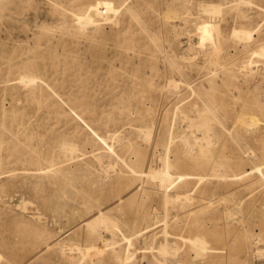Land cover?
<instances>
[{
  "label": "rangeland",
  "instance_id": "374dc122",
  "mask_svg": "<svg viewBox=\"0 0 264 264\" xmlns=\"http://www.w3.org/2000/svg\"><path fill=\"white\" fill-rule=\"evenodd\" d=\"M0 253L264 264V0H0Z\"/></svg>",
  "mask_w": 264,
  "mask_h": 264
},
{
  "label": "bare ground",
  "instance_id": "6f19581e",
  "mask_svg": "<svg viewBox=\"0 0 264 264\" xmlns=\"http://www.w3.org/2000/svg\"><path fill=\"white\" fill-rule=\"evenodd\" d=\"M172 1H177L178 2V6H179V8H181V9H186V0H172ZM101 6H103V5H101V4H98L97 5V10L98 11H100L101 10ZM96 8V7H95ZM104 8V7H103ZM94 9V8H93ZM199 9H200V7H199ZM202 9H203V7H202ZM103 10V9H102ZM107 10H108V8H107ZM111 10H108V12H110ZM202 11H205L206 13L205 14H208L209 13V15L210 14H212L213 16L214 15H220V13H221V11L222 10H218L217 12H216V9H213V10H211V9H209L208 7H205L204 8V10H202ZM211 15V16H212ZM78 17H76V18H78V21H80V22H82V21H85L86 20V22H89L90 21V23H91V17L90 16H87V17H85V18H83V17H81V16H79V15H77ZM77 21V22H78ZM210 20H208V21H202V23H201V26L198 28L199 29V31H200V33H199V36H200V39H201V41L206 45V46H208L209 48H212L211 49V51H212V53L214 54V55H216V56H218L219 57V55H221L222 54V56H224V58H226L227 56H228V53L226 52V50H227V39L225 38V36L222 34V32H221V29H220V27H219V25L217 26L216 24H213V23H211V22H209ZM79 23V22H78ZM168 23V22H167ZM87 24H89V23H87ZM80 25V24H79ZM249 30V29H248ZM198 31V32H199ZM247 33V32H246ZM245 33V34H246ZM242 35V34H241ZM250 33H247V39L248 38H250ZM235 37V36H234ZM236 38V37H235ZM245 38V41L247 40ZM248 41V40H247ZM245 47H246V44H245ZM244 66V65H243ZM247 66V65H246ZM245 66V67H246ZM178 72V71H177ZM27 81V80H26ZM30 81H33V80H30ZM20 82H21V80H20ZM168 85V84H167ZM173 85V84H172ZM128 99V98H127ZM263 103V102H262ZM176 107V106H175ZM177 109V108H176ZM178 110V109H177ZM179 111V110H178ZM206 112H208V110L206 111ZM72 113V112H71ZM243 118V117H242ZM241 118V119H242ZM240 119V118H239ZM244 120V119H243ZM255 122V121H254ZM239 123V122H238ZM243 124H245V123H243ZM246 126V125H245ZM197 128H199V126H197ZM151 131V130H150ZM199 133V132H198ZM191 136H188V135H186V134H181V135H179L178 137H180V139L183 141V142H185V143H189V144H191V143H194V144H196L197 142V139H196V135H194V133H192L191 132ZM188 144V145H189ZM198 145V144H197ZM67 146V144L65 145V147ZM204 147V146H203ZM201 149V148H200ZM63 150H65V148L63 149ZM76 151H78L77 150V146L76 145H73V144H69L68 146H67V148H66V150H65V152L69 155V154H71L70 155V158H71V156H72V154L74 153V152H76ZM202 153H203V151H201ZM209 154V153H208ZM203 155V154H202ZM64 156V158H65V155H63ZM68 157V156H67ZM73 157V156H72ZM65 159H67V158H65ZM69 159V158H68ZM165 159H166V156H165ZM168 159V158H167ZM165 160L166 161V163H165V167L160 171L161 173H160V175H162L161 176V187L163 188V187H165L164 189L166 190L169 186H171L175 181H172V182H170L171 181V179L173 178V169H174V166L175 165H172V162L168 159V160ZM248 159V158H247ZM211 161V160H210ZM164 164V163H163ZM49 165V164H48ZM259 168V167H258ZM219 169V168H218ZM259 170V169H258ZM46 171V170H45ZM47 172V171H46ZM259 172V171H258ZM156 173V175L158 174L157 173V171L156 172H154V174ZM260 173V172H259ZM217 174V173H216ZM160 175H159V177H160ZM192 174H190V173H184V174H179V176L177 177V179L178 180H180L179 181V183H178V185H177V189H179L176 193H169L168 191H166V200L164 199V201H166V202H171V203H176V202H178L179 201V196H178V194H179V192L181 191H186L187 190V188L189 187V185H190V182H188V181H186V180H188L189 179V177L191 176ZM158 176V175H157ZM154 177V176H153ZM201 178V177H200ZM216 178H218V177H216ZM152 179V178H151ZM225 179V178H224ZM168 183V184H167ZM161 188V189H162ZM170 188V187H169ZM168 188V189H169ZM167 189V190H168ZM182 197V196H181ZM184 199H185V197H184ZM122 199H120V201H121ZM209 204V203H208ZM20 205V204H19ZM170 205V204H169ZM166 206H167V204H166ZM22 210V209H21ZM26 211V210H25ZM158 213V211L157 210H153V214L156 216V214ZM102 214H104L103 213V211H100L99 213H98V215L97 216H102ZM164 216H165V213H164ZM155 219H156V217H155ZM96 222V221H95ZM65 249L66 248H62L61 249V252L62 253H64V251H65ZM255 252V251H254ZM2 262H4V256H3V254L2 253H0V264H2ZM254 264V263H253Z\"/></svg>",
  "mask_w": 264,
  "mask_h": 264
}]
</instances>
